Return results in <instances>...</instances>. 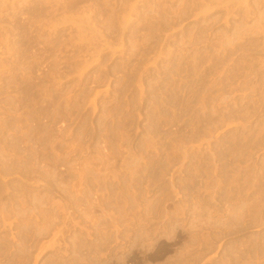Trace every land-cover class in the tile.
Listing matches in <instances>:
<instances>
[{"label": "rangeland", "instance_id": "374dc122", "mask_svg": "<svg viewBox=\"0 0 264 264\" xmlns=\"http://www.w3.org/2000/svg\"><path fill=\"white\" fill-rule=\"evenodd\" d=\"M0 264H264V0H0Z\"/></svg>", "mask_w": 264, "mask_h": 264}]
</instances>
